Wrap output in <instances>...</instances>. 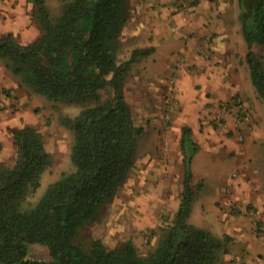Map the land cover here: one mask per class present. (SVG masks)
<instances>
[{
	"label": "trees",
	"instance_id": "obj_1",
	"mask_svg": "<svg viewBox=\"0 0 264 264\" xmlns=\"http://www.w3.org/2000/svg\"><path fill=\"white\" fill-rule=\"evenodd\" d=\"M26 1L41 36L23 43L14 33L0 35V62L20 87L80 111L62 118L74 137L73 169L37 199L51 154L36 128L12 132L17 160L0 166V264H224L229 236L190 221L197 198L192 165L199 147L187 126L180 141V204L157 247L142 255L131 240L107 248L97 239L84 250L79 231L98 219L127 182L146 134L134 121L124 87L132 66L152 49L134 48L122 56L130 0H58L57 13L48 0ZM239 6L251 81L264 99V62L255 51L264 47V0H239Z\"/></svg>",
	"mask_w": 264,
	"mask_h": 264
},
{
	"label": "crops",
	"instance_id": "obj_2",
	"mask_svg": "<svg viewBox=\"0 0 264 264\" xmlns=\"http://www.w3.org/2000/svg\"><path fill=\"white\" fill-rule=\"evenodd\" d=\"M196 2L193 5L191 0H132L130 19L123 31L124 37L134 40L133 49H152L132 66L124 87L126 100L130 105L134 99L141 107L140 114L148 115L142 121L152 130V138L159 137V130L169 131L172 147L180 145L183 127L191 129L199 147L193 174L201 153L217 146L211 120L220 105L238 96L249 109L246 92L251 91L253 84L246 61L248 46L241 31L239 0ZM142 9L145 11L140 13ZM30 11L26 0L0 2V35L14 33L23 43L40 37L41 31ZM180 37H185L181 49L166 42L168 38ZM12 78V73L0 63V88L17 85ZM258 122L252 115L249 126L248 122L240 125L246 137L244 143L233 146L238 153H249V158H254L253 149L264 140V127ZM154 147L162 148L161 139ZM239 160L235 159L236 166L249 169ZM208 164V169H216L212 176L216 175L217 182L223 179V168L214 162ZM246 184L241 182L234 199L253 202L258 207L256 214L229 216L227 222L216 216L222 222L220 226H224L223 233L231 237L228 264H264V190H248ZM216 199L209 203L214 205Z\"/></svg>",
	"mask_w": 264,
	"mask_h": 264
},
{
	"label": "rangeland",
	"instance_id": "obj_3",
	"mask_svg": "<svg viewBox=\"0 0 264 264\" xmlns=\"http://www.w3.org/2000/svg\"><path fill=\"white\" fill-rule=\"evenodd\" d=\"M48 4L53 13L59 11L58 0H48ZM129 8L131 13L132 0L129 1ZM144 11L145 9H142L140 13ZM30 12L33 13L32 10ZM33 38L35 39V36ZM183 39L185 37L178 40L168 38L166 42L178 50L183 48ZM124 41L122 56L128 57L135 42L126 36ZM255 51L264 62V47H255ZM12 77L11 81L17 85L0 88V166H13L17 160L18 147L12 132L21 126L36 128L43 135L46 149L52 157V164L45 171L42 186L35 196L37 199L50 183L73 169L71 151L74 137L72 131L62 124V118H74L78 115L80 107L50 101L20 87L17 79L13 75ZM106 94L104 91L105 96ZM246 97L250 108L242 104L241 112L234 118L221 116L220 110L223 106L215 113L211 123L216 131L214 133L217 134V146L211 151L205 149L195 163L193 185L197 190V198L190 221L199 227H212L220 237L229 235L223 233L224 226H220L222 222L219 223L216 216L227 222L229 216L250 217L256 214L258 207L253 205V202L246 203L234 199L235 193L242 187L241 182L247 183L248 190H264V140L258 142L257 147L253 149L252 155L256 160L249 158V153H238L233 147L235 144L244 143L246 135L240 125L248 122L249 126L252 115L259 119L260 127H264V99L257 94L253 84L251 91L246 92ZM130 107L135 123L144 126L147 131L139 143L136 162L127 182L117 190L115 197L106 203L98 219L86 224L79 231V242L86 251L97 239H101L107 248L119 247L131 240L139 253L147 254L157 247L162 230L172 224L180 204L184 168L180 145L172 147V137L166 129L159 130L157 139L152 138V130L142 121L148 115L140 114L141 107L134 99H131ZM160 139L162 148L155 149L154 145L158 144ZM235 159H240L239 161L249 166V169H240L236 166ZM213 162L223 168V179L218 182L216 175L212 176V171L216 169L207 168L208 163ZM215 197L216 202L212 205L209 202ZM229 238L231 239L230 236ZM230 239L224 246L227 251L232 244ZM229 258L227 253L222 255L224 264L231 261Z\"/></svg>",
	"mask_w": 264,
	"mask_h": 264
},
{
	"label": "built area",
	"instance_id": "obj_4",
	"mask_svg": "<svg viewBox=\"0 0 264 264\" xmlns=\"http://www.w3.org/2000/svg\"><path fill=\"white\" fill-rule=\"evenodd\" d=\"M5 0H0V2H3ZM174 65H177L176 63ZM240 100H237L236 103L231 105H225L223 108H221V116L223 118H234L237 113L241 112V106H240Z\"/></svg>",
	"mask_w": 264,
	"mask_h": 264
}]
</instances>
